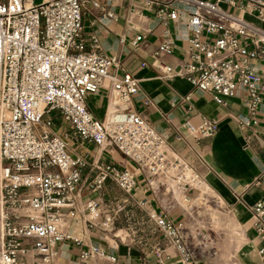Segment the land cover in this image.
I'll return each mask as SVG.
<instances>
[{
    "label": "built area",
    "instance_id": "2783aa9c",
    "mask_svg": "<svg viewBox=\"0 0 264 264\" xmlns=\"http://www.w3.org/2000/svg\"><path fill=\"white\" fill-rule=\"evenodd\" d=\"M89 3L100 10L101 19L117 18L109 1L0 0V264H52L62 241L78 242L63 231L61 220L66 209L75 220L82 187L97 191L110 179L130 193L135 185L134 172L102 161L93 164V179L84 181L87 161L71 155L64 137L53 132L57 117L75 140L117 150L146 171L152 188L158 179L171 188L203 184L184 160L168 156L163 135L130 110L138 79L128 72L111 73L117 60L98 51L95 35L87 49L83 12ZM124 3L131 16L153 13L163 24L180 21L188 29L187 58L178 67L161 65L165 79L186 76L218 103L241 87L244 105L257 111L264 92V0ZM143 37L138 33L132 44L138 45ZM175 46L167 30L154 55L170 54ZM106 79L111 84V109L99 120L87 96ZM183 126L196 139L218 130V122L207 117ZM251 209L253 229L263 235L264 201ZM83 211L91 225L105 229L114 223V214L100 220L107 211L95 198L85 201ZM150 215L178 250L182 264H197L199 255L217 254L210 232L187 230L156 212ZM100 254L98 248L82 249L79 264H90Z\"/></svg>",
    "mask_w": 264,
    "mask_h": 264
},
{
    "label": "crops",
    "instance_id": "0c3cea01",
    "mask_svg": "<svg viewBox=\"0 0 264 264\" xmlns=\"http://www.w3.org/2000/svg\"><path fill=\"white\" fill-rule=\"evenodd\" d=\"M102 1L111 3L117 18L101 19L100 10L91 3L87 5L83 12L87 49H91V36L95 35L98 51L117 60L111 73L122 76L128 72L138 79L139 91L131 98L130 110L163 135L169 157L184 160L199 174L205 186L203 203L194 201L199 195L196 187L171 188L160 179L150 187L146 171L138 170L117 150L75 140L71 129L57 117L53 132L64 137L71 155L87 161L82 172L84 181L93 179V164L102 161L134 172L136 182L129 195L120 197L114 193L122 189L110 179L97 191L82 187L75 220L68 216L67 209L61 220L63 231L78 242L62 241L52 264H79L80 250L93 248L103 254L92 257L90 264H182L178 250L159 231L150 212L187 230H211L217 254L199 255L197 264H264V234L255 233L251 209L264 201V92L253 112L244 105L246 93L241 87L225 102L218 103L186 76L165 79L161 65L178 67L187 58L188 29L180 21L163 24L153 13L131 16L124 0ZM134 24L138 31L132 27ZM167 30L175 39V49L155 56ZM138 33L144 37L133 45L132 39ZM87 105L99 120L105 119L111 109L108 79L88 94ZM203 117L218 122L217 132L200 139L188 135L184 123L198 124ZM89 198H95L107 211L100 220L108 213L116 215L119 205V226L114 222L104 229L89 224L83 211Z\"/></svg>",
    "mask_w": 264,
    "mask_h": 264
},
{
    "label": "rangeland",
    "instance_id": "374dc122",
    "mask_svg": "<svg viewBox=\"0 0 264 264\" xmlns=\"http://www.w3.org/2000/svg\"><path fill=\"white\" fill-rule=\"evenodd\" d=\"M37 2H40L41 0H36ZM196 187V191H197V193H199V195H198V197L196 198V199H194V201L196 202V203H198V204H201V203H203V196H202V191L204 190V188H205V186L202 184L201 186H199V185H196L195 186ZM132 190H133V188H132ZM131 190V191H132ZM122 194L123 195H125V196H127V195H129L130 193H127V192H125V191H123V190H120V191H117V192H115L114 193V195L115 196H117V197H120V196H122ZM209 208H212V207H209ZM115 210H117V214L116 215H114V222H115V224H116V226H119V223H120V221H121V213H120V208H119V205L117 206V208L115 209ZM202 229H204V230H206V231H208V232H211V230H209V228L208 227H205V228H202Z\"/></svg>",
    "mask_w": 264,
    "mask_h": 264
}]
</instances>
